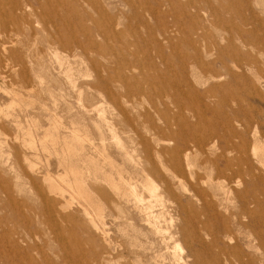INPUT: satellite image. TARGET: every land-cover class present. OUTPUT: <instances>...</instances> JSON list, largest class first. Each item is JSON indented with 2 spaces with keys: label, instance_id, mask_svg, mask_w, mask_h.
Wrapping results in <instances>:
<instances>
[{
  "label": "rangeland",
  "instance_id": "1",
  "mask_svg": "<svg viewBox=\"0 0 264 264\" xmlns=\"http://www.w3.org/2000/svg\"><path fill=\"white\" fill-rule=\"evenodd\" d=\"M16 1L0 0V264H264V0ZM183 151L191 176L169 161Z\"/></svg>",
  "mask_w": 264,
  "mask_h": 264
},
{
  "label": "bare ground",
  "instance_id": "2",
  "mask_svg": "<svg viewBox=\"0 0 264 264\" xmlns=\"http://www.w3.org/2000/svg\"><path fill=\"white\" fill-rule=\"evenodd\" d=\"M4 1H5V0H4ZM19 1H21V0H17L16 2H19ZM26 1H27V0H26ZM37 1H38V0H37ZM43 1H44V0H43ZM48 1H50V0H48ZM14 2H15V1H14ZM50 2H51V1H50ZM62 2H63V1H62ZM26 3H27V2H26ZM44 3H45V2H44ZM55 3H56V2H55ZM60 3H61V2H60ZM16 4H17V3H16ZM16 4H15V5H16ZM20 4H21V2H20ZM58 4H59V3H58ZM17 5H18V4H17ZM21 5H22V4H21ZM30 5H31V4H30ZM36 5H37V4H36ZM40 5H41V4H40ZM44 5H45V4H44ZM50 6H52V5H50ZM61 6H63V4H62ZM64 6H65V5H64ZM66 6H67V5H66ZM18 7H19V6H18ZM21 7H22V6H21ZM30 7H31V6H30ZM42 7H43V6H42ZM42 7H41V8H42ZM45 7H47V5H46ZM52 7H53V6H52ZM11 8L14 9V6H12ZM56 8H57V7H56ZM59 8H61V7H59ZM63 8H64V7H63ZM65 8H66V7H65ZM68 8H69V7H68ZM18 9H19V8H18ZM18 9H17V10H18ZM19 10H20V9H19ZM34 10L36 11V9H34ZM34 10H33V11H34ZM42 10H43V8H42ZM48 10H49V9H48ZM55 10H56V9H55ZM61 10H62V9H61ZM61 10H60V11H61ZM66 10H67V9H66ZM23 11H24V10H23ZM26 11H27V10H26ZM28 11H29V10H28ZM33 11L31 10L32 15H33V13H34ZM44 11H45V10H44ZM46 11H47V9H46ZM21 12H22V11H21ZM49 12H50V11H49ZM49 12H48V14H49ZM31 13H30V14H31ZM66 13H68V12H66ZM69 13H70V12H69ZM72 13H73V12H71V14H72ZM183 13H184V12H183ZM22 14H23V13H22ZM37 14H38V13H37ZM46 14H47V12H46ZM57 14H59V12H58ZM71 14H70V15H71ZM17 15H18V14H17ZM62 15H63V12H62ZM65 15H66V14H65ZM65 15H64V18H66ZM67 15H68V14H67ZM72 15H73V14H72ZM37 16H38V15H37ZM47 16H48V15H47ZM59 16H61V15H59ZM19 17H21V15H20ZM30 17H32V16H30ZM53 17H54V16H53ZM62 17H63V16H62ZM67 17H68V16H67ZM69 17H70V16H69ZM184 17H185V16H184ZM28 18H29V17H28ZM59 18H60V17H59ZM70 18H71V17H70ZM22 19H23V18H22ZM233 19H234V18H233ZM233 19H232V20H233ZM48 20H49V19H48ZM48 20H47V21H48ZM56 20H58L57 17H56ZM56 20H55V21H56ZM232 20H231V21H232ZM47 21H46V23H47ZM55 21H54V22H55ZM70 21H71V20H70ZM70 21L67 20V22H70ZM225 21H226V20H225ZM225 21H224V22H225ZM59 22H60V21H59ZM63 22H64V21H63ZM227 22H229V19H228ZM20 24H21V23H20ZM50 24H51V22H50ZM59 24H60V23H59ZM6 25H7V24H6ZM50 26H51V25H50ZM50 26H49V27H50ZM52 26H53V25H52ZM52 26H51V27H52ZM57 26H58V25H57ZM60 26H61V25H60ZM62 26H63V23H62ZM64 26H66V25L64 24ZM36 27H37V25H36ZM40 27H42V26H40ZM67 27H68V26H67ZM67 27H66V28H67ZM37 28H38V27H37ZM42 28H43V27H42ZM237 28H238V27H237ZM11 29H12V28H11ZM63 29H64V28H62L61 30H63ZM242 29H243V28H242ZM2 30H3V29H2ZM23 30H24V29H23ZM61 30H60V31H61ZM238 30H239V28H238L236 31H238ZM36 31H37V30H36ZM66 31H67V30H66ZM25 32H26V31H25ZM28 32H29V31H28ZM54 32H55V31H54ZM63 32H64V31H63ZM241 32H242V31H241ZM59 33H60V32H59ZM26 34H27V33H26ZM32 34H33V33H32ZM63 34H64V33H63ZM70 34H71V32H70ZM246 34H247V33H246ZM56 35H57V34H56ZM56 35H55V36H56ZM58 35H59V34H58ZM68 35H69V33H68ZM6 36H7V35H6ZM8 36H9V35H8ZM18 36L20 37L21 35H18ZM49 36H50V34H49ZM66 36H67V34H66ZM247 36H248V35H247ZM9 37H10V36H9ZM50 37H51V36H50ZM50 37H49V38H50ZM242 37H243V36H242ZM13 38H14V37H13ZM23 38H24V37H23ZM27 38H28V37H27ZM247 38H248V37H247ZM50 39H51V38H50ZM166 39H167V38H166ZM54 40H55V39H54ZM64 40H65V38H64ZM69 40H70V39H69ZM74 40H75V39H74ZM241 40H242V39H241ZM13 41H14V40H13ZM15 41H16V40H15ZM75 41H76V40H75ZM244 41H245V40H244ZM19 42H20V41H19ZM247 42H248V41H247ZM50 43H51V42H50ZM53 43H54V42H53ZM53 43H52V44H53ZM57 43H58V42H57ZM57 43H56V44H57ZM62 43H63V42H62ZM65 43H66V41H65ZM65 43H64V44H65ZM73 43H74V41L72 42V44H73ZM187 43H188V42H187ZM193 43H194V42H193ZM230 43H231V42H230ZM251 43H253V42H251ZM21 44H22V43H21ZM59 44H60V42H59ZM59 44H58V45H59ZM64 44H62V45H64ZM68 44H69V43H68ZM72 44H71V45H72ZM245 44H246V43H245ZM13 45H14V42H13ZM47 45H48V44H47ZM53 45H54V44H53ZM189 45H191V43H190ZM240 45H241V44H240ZM7 46H8V45H7ZM11 46H12V45H11ZM11 46H10V47H11ZM48 46H50V45H48ZM56 46H57V45H56ZM64 46H65V45H64ZM66 46H67V45H66ZM69 46H70V45H69ZM226 46H227V45H225V48H226ZM229 46H230V45H229ZM229 46H228V47H229ZM194 47H195V46H193V48H194ZM238 47H239V46H238ZM11 48H12V47H11ZM15 48H16V47H15ZM19 48H20V47H19ZM54 48H55V47H54ZM21 49H22V48H21ZM21 49H18V51H9V50H7V52H9L10 58L14 61L15 64H14V63H13V64H14L15 66H16V65H19V66H20V64L23 63V59H24V57H23V53H24V52H23ZM226 49H228V48H226ZM226 49H225V50H226ZM235 49H236V48H235ZM235 49H234V50H235ZM0 50H1L2 52H6L5 47H4V48H1ZM15 50H16V49H15ZM214 50H215V49H214ZM236 50H238V49H236ZM236 50H235V51H236ZM239 50H240V49H239ZM195 51H196V50H195ZM204 51H205V50H204ZM215 51H216V50H215ZM229 51H230V50H229ZM229 51H228V52H229ZM232 52H233V51H232ZM232 52H231V54H232ZM241 52H242V51H239V54H240ZM195 53H196V52H195ZM224 53H225V51H224ZM234 53H235V52H234ZM222 54H223V53H222ZM236 54L238 55V53H236ZM236 54H235V55H236ZM244 54H245V53H244ZM247 54H248V53H247ZM261 54H262V53H261ZM3 55H4V53H3ZM198 55H199V54H198ZM224 55H225V54H224ZM240 55H241V54H240ZM242 55H243V53H242ZM242 55H241V56H242ZM245 55H246V54H245ZM248 55H249V54H248ZM228 56H230V55H228ZM231 56H232V55H231ZM233 56H234V55H233ZM249 56H250V55H249ZM0 57H1V56H0ZM2 57H3V56H2ZM8 57H9V56H8ZM247 57H248V56H247ZM224 58H225V57H224ZM227 58H228V57H227ZM237 59H238V58H237ZM239 59H240V58H239ZM243 59H244V58H243ZM243 59L240 60V62L244 61ZM248 59H249V58H248ZM248 59H247V61H249ZM262 59H263V58H262ZM165 60H166V59H165ZM198 60H199V59H198ZM198 60H197V61H198ZM252 60H253V59H252ZM260 60H261V59H260ZM238 61H239V60H238ZM213 62H215V61H212V63H213ZM262 62H263V61H262ZM64 63H65V62H64ZM64 63H62V64H64ZM247 63H248V62H247ZM247 63H246V64H247ZM251 63L254 64V62H251ZM196 64H197V63H196ZM255 64H256V63H255ZM258 64H259V63H258ZM198 65H199V64H198ZM205 65H206V64H205ZM239 65H240V64H239ZM239 65H238V66H239ZM241 65H242V64H241ZM244 65H245V64H244ZM200 66H201V65H200ZM263 66H264V65H263ZM244 67H245V66H244ZM249 67H250V66H249ZM249 67H247V68H249ZM19 68H20V67H19ZM221 68H222V67H221ZM226 68H227V67H226ZM242 68H243V67H242ZM257 68H258V67H257ZM104 69H105V68H104ZM255 69H256V68H255ZM255 69H254V70H255ZM102 70H103V69H102ZM206 70H207V69H206ZM206 70H205V71H206ZM228 70H229V69H228ZM228 70H227V71H228ZM238 70H239V69H238ZM251 70H252V69H251ZM207 71H208V70H207ZM232 71H233V70H232ZM263 71H264V69H263ZM182 72H183V71H182ZM241 72H242V71H241ZM257 72H259V71H257ZM257 72H256V73H257ZM259 73H260V72H259ZM235 75H236V73H235ZM239 75H240V74H239ZM260 75H262V74H260ZM260 75H259V76H260ZM240 76H241V75H240ZM247 76H248V75H247ZM259 76H258V77H259ZM184 78H185V77H184ZM245 78H246V76H245ZM185 79H186V78H185ZM204 80H205V79H204ZM219 80H220V79H219ZM245 80H246V79H245ZM248 81H249V80H248ZM251 81H253V80H251ZM22 82H23V81H22ZM240 82H241V81H240ZM179 84H180V83H179ZM184 84H187V83H184ZM241 84H242V83H241ZM243 84H244V83H243ZM255 84H256V83H255ZM258 84H259V83H258ZM141 85H142V84H141ZM244 85H246V84H244ZM214 86H215V85H214ZM234 86L236 87V85H234ZM251 86H252V85H251ZM263 86H264V85H263ZM218 87H219V86H218ZM218 87H217V88H218ZM228 87H230V86H228ZM242 87H243V86H242ZM245 88H246V87H245ZM245 88H244V89H245ZM249 88H250V87H249ZM254 88H255V87H254ZM173 89H174V88H173ZM251 89H252V87L250 88V90H251ZM260 89H262V88H260ZM179 90H180V89H179ZM194 90H195V89H194ZM194 90H193V91H194ZM242 90H243V89H242ZM255 90H256V89H255ZM191 91H192V90H191ZM203 91H206V90H203ZM243 91H244V90H243ZM186 92H187V90H186ZM208 92H209V91H208ZM240 92H241V91H240ZM180 93H181V92H180ZM182 93H183V92H182ZM213 93H214V92H213ZM219 93H220V92H219ZM222 93H223V92H222ZM190 94H191V93H190ZM201 94H202V93H201ZM211 94H212V92H211ZM223 94H224V93H223ZM192 95H193V94H192ZM219 95H220V94H219ZM219 95H218V96H219ZM224 95H225V94H224ZM181 96H182V95H181ZM186 96H187V95H186ZM196 96H197V95H196ZM242 96H243V95H242ZM190 97H191V96H190ZM199 97H200V96H199ZM215 97H216V96H214V98H215ZM247 97H248V95H247ZM179 98H180V97H179ZM210 98H211V97H210ZM240 98H241V97H240ZM248 98H249V97H248ZM220 99H221V98H220ZM235 99H236V98H235ZM235 99H234V100H235ZM237 99H238V98H237ZM195 100H197V99H195ZM214 100H215V99H214ZM222 100H223V99H222ZM238 100H240V99H238ZM182 101H183V100H182ZM188 101H189V100H188ZM191 101H192V100H191ZM198 101H199V100H198ZM198 101H197V102H198ZM206 101H207V100H206ZM231 101H232V100H231ZM259 101H260V100H259ZM195 102H196V101H195ZM195 102H194V104H195ZM175 103H176V102H175ZM199 103H200V102H199ZM201 103H202V101H201ZM246 103H248V102H246ZM246 103H245V104H246ZM237 104H238V103H237ZM243 104H244V103H243ZM245 104H244V105H245ZM219 105H220V104H219ZM246 105H247V104H246ZM193 106H194V105H193ZM197 106H198V105H197ZM197 106H196V109L198 108ZM228 106H229V105H228ZM200 107H202V106H200ZM200 107H199V108H200ZM249 107H250V105H249ZM250 108H251V107H250ZM202 109H203V108H202ZM226 109H227V108H226ZM255 109L257 110V108H255ZM255 109H254V110H255ZM200 110H201V109H200ZM256 110H255V111H256ZM198 111H199V110H198ZM203 111H205V110H203ZM208 111H209V110H208ZM257 111H258V110H257ZM202 113H203V112H202ZM204 113H205V112H204ZM257 113H258V112H257ZM259 114H260V113H259ZM229 115H230V113H229ZM233 120H234V119H233ZM235 120H236V119H235ZM253 120H254V119H253ZM254 122H255V121H254ZM176 123H177V121H176ZM239 123H240V122H239ZM239 123H238V124H239ZM257 123H258V122H257ZM182 124H183V123H182ZM182 124H180V125H182ZM178 126H179V125H178ZM184 126H185V125H184ZM184 126H183V127H184ZM180 129H181V128H180ZM252 131H254V129H253ZM179 132H180V131H179ZM179 132H177V133H179ZM182 132H183V131H182ZM182 132H181V133H182ZM245 132H246V131H245ZM177 133H176V134H177ZM254 133H255V132H254ZM173 134H174V133H173ZM229 134H231V133H229ZM252 134H253V133H252ZM252 134H251V135H252ZM171 135H172V134H171ZM174 135H175V134H174ZM209 135H210V134H209ZM245 135H246V134H245ZM251 135H250V136H251ZM253 135H256V134H253ZM204 136H205V135H204ZM250 136H248V137H250ZM168 137H169V135H168ZM172 137H174V136H172ZM210 137H211V136H210ZM210 137H209V138H210ZM246 137H247V135H246ZM257 137H258V136H257ZM242 138H243V137H242ZM201 139H203V138H201ZM205 139H206V138H205ZM207 139H208V138H207ZM254 139H255V138H254ZM83 140H84V139H83ZM231 140H232V139H231ZM197 141H198V140H197ZM256 141H257V140H256ZM228 142H229V141H228ZM257 142H258V141H257ZM52 143H53V142H52ZM198 143H199V142H198ZM255 143H256V142H255ZM205 144H206V142H205ZM224 144H225V143H224ZM224 144H223V145H224ZM237 144H238V143H237ZM258 144H259V143H258ZM260 144H261V143H260ZM263 144H264V143H263V141H262V144H261V145L263 146ZM52 145L56 146L57 143H56V144L54 143V144H52ZM213 145H214V144H213ZM244 145H245V144H244ZM249 145H250V144H249ZM249 145H248V146H249ZM251 145H252V144H251ZM57 146H58V145H57ZM207 146H208V145H207ZM219 146H220V145H219ZM224 146H227V145H224ZM246 146H247V145H246ZM214 147H215V146H214ZM214 147H213V149H214ZM210 148H211V147H210ZM242 148H243V147H242ZM249 148H250V147H249ZM249 148H248V149H249ZM207 149H208V148H207ZM217 149H218V148H217ZM223 149L225 150V148H223ZM250 149H251V148H250ZM262 149H263V148H262ZM61 150H62V149H61ZM204 150H205V149H204ZM208 150H209V149H208ZM53 151H54V150H53ZM53 151H52V152H53ZM228 151H229V150H228ZM240 151H242V150H240ZM246 151H247V149H246ZM248 151H249V150H248ZM261 151H262V150H261ZM163 152H164V151H163ZM165 152H166V151H165ZM183 152H184V151H183ZM202 152H203V150H202ZM204 152L206 153V151H204ZM204 152H203V153H204ZM218 152H219V151H218ZM231 152H233V151H231ZM166 153H167V152H166ZM225 153H226V151H225ZM248 153H249V152H248ZM248 153H246V155H247ZM250 153H251V150H250ZM199 154H200V153H199ZM217 154H219V153H217ZM217 154H216V155H217ZM221 154H222V153H221ZM233 154H234V153H233ZM251 154H252V153H251ZM256 154H257V153H256ZM262 154H263V153H262ZM203 155H204V154H203ZM223 155H226V154L223 153ZM223 155H222V156H223ZM157 156H158V158L160 157V156L158 155V153H157ZM177 156H178V157H177ZM177 156H173V155H171V157H170V159H169V161H170V163H171V165H172V169H173V171H174L178 176H182V175L184 174V172L182 171V168H181L182 165H183V166L185 167L186 171H189V173H190V166H189V165H190V164H189L190 154L188 155V154L185 153V152H184V153L181 152L180 156H179V155H177ZM231 156H233V155H231ZM252 156H254V154H253ZM260 156H261V155H260ZM206 157H209V156L207 155ZM214 157H215V156H214ZM224 157H225V156H224ZM235 157H237V156H234V158H235ZM238 157H239V156H238ZM209 158H210V157H209ZM217 158H219V157H217ZM225 158H226V157H225ZM241 158H242V157H241ZM249 158H250V157H249ZM252 158H253V157H252ZM255 158H256V157H255ZM258 158H259V154H258ZM205 159H206V158H205ZM223 159H224V158H223ZM237 159H238V158H237ZM259 159H260V158H259ZM210 160H211V159H210ZM233 160H234V159H233ZM206 161H207V160H206ZM219 161H220V160H219ZM256 161H257V160H256ZM216 162H217V161H216ZM227 162H229V158H228V161H227ZM259 162H260V161H259ZM259 162H258V163H259ZM261 162H262V161H261ZM212 163H213V162H212ZM218 163H219V162H218ZM222 163H223V162H222ZM262 163H263V162H262ZM223 164H224V163H223ZM223 164H222V165H223ZM225 164H226V162H225ZM220 165H221V163H220ZM252 165H253V164H252ZM234 166H235V165H234ZM234 166H233V167H234ZM236 166H237V165H236ZM242 166H243V165H242ZM231 167H232V166H231ZM237 167H238V166H237ZM259 167H262V166H259ZM263 168H264V167H263ZM228 169H229V168H228ZM228 169H227V170H228ZM244 171H245V170H244ZM249 171H251V170H249ZM227 172H228V171H227ZM247 172H248V171H247ZM32 173H33V172H32ZM116 173H117V172H116ZM231 173H232V172H231ZM120 174H121V173H120ZM214 174H215V173H214ZM117 175H118V173H117ZM191 175H192V172L190 173L189 176H191ZM217 175H218V174H217ZM217 175H216V176H217ZM224 175H225V174H224ZM258 175H259V173H258ZM118 176H119V175H118ZM118 176H116V177H118ZM216 176H215V177H216ZM1 177H2V176H1ZM111 177H112V176H111ZM116 177H115V178H116ZM119 177H120V176H119ZM259 177H260V176H259ZM30 178H31V177H30ZM108 178H109V177H108ZM129 178H130V177H129ZM131 178H132V177H131ZM223 178H224V177H223ZM234 178H235V177H234ZM238 178H239V177H238ZM48 179H49V178H48ZM111 179H112V178H111ZM111 179H110V180H111ZM133 179H134V178H133ZM225 179H227V178H225ZM239 179H240V178H239ZM259 179H260V178H259ZM128 180H129V179H128ZM128 180H127V183H130ZM221 180H222V179H221ZM233 180H234V179H233ZM263 180H264V179H263ZM1 181H2V180H1ZM117 181L123 182L121 178H119ZM212 181H214V180H212ZM257 181H258V180H257ZM120 182H117V184L120 183ZM134 182H135V181H134ZM3 183H4V182H3ZM127 183H126V184H127ZM212 183H213V182H212ZM216 183H217V182H216ZM29 184H30V183H29ZM207 184H210V183L208 182ZM228 184H229V183H228ZM235 184H237V183H235ZM258 184H259V183H258ZM71 185H72V184H71ZM71 185H70V186H71ZM108 185H109V183H108ZM211 185H212V184H211ZM109 186H112V189L117 190V191H119V189L121 188V186H119V189H118L116 186H113V185H109ZM217 186H218V184H217ZM219 186H220V185H219ZM253 186H254V184H253ZM256 186H257V185H256ZM256 186H255V187H256ZM123 188H124V191H125V192L127 191L126 193L130 192V194H132V198H133V199H136V198H137V197H136L137 194L135 193L134 188H129L128 186H125V185H123ZM123 188H122V189H123ZM196 189L199 190L198 188H196ZM262 189H263V188H262ZM73 190H74V189H73ZM68 191H69V190H68ZM164 191H165V190H164ZM199 191H200V190H199ZM70 192L72 193L71 190H70ZM192 192H193V189H192ZM194 192H195V191H194ZM194 192H193V193H194ZM200 192H201V191H200ZM228 192H229V191H228ZM6 193H7V192H6ZM73 193H74V192H73ZM75 193H78V194H79V193H81V192L78 191V190H76ZM195 193H196V192H195ZM121 194H123V193H120V195H121ZM201 194H202V192H201ZM80 195H81V194H80ZM168 195H169V194H168ZM194 195L196 196V194H193V197H194ZM197 195H198V194H197ZM199 195H200V194H199ZM118 196H119V195H118ZM124 196H125V195H124ZM76 197H77V196H76ZM153 197H154V199H156V196H153ZM200 197H201V195H200ZM140 198H141V196H140ZM191 198H192V196H191ZM141 199H142V198H141ZM141 199H140V200L137 199V200H136V203H140V204H141ZM70 200H72V199H70ZM195 200H198V199H195ZM8 201H9V199H8ZM72 201H73V200H72ZM142 201H144V200H142ZM200 201H201V200H200ZM256 201H257V200H256ZM133 202H135V201L133 200ZM195 202H196V201H195ZM238 203H239V202H238ZM238 203H237V204H238ZM69 204H70V203H69ZM204 204H205V203H204ZM70 205H71V204H70ZM191 205H192V204H191ZM208 205H209V204H208ZM224 205H225V204H224ZM238 205H239V204H238ZM209 206H210V205H209ZM65 208H66V207H65ZM69 208H70V207H69ZM136 208H137V209L139 208L138 211H139L140 213H142L143 218H144V220H145V221H144L145 224H148L149 226H151L152 221H154L153 219H155V218H154V216H155L154 213L152 214V211L150 210V209H151V203H150V202L142 203L140 207L137 206ZM206 208H207V207H206ZM225 208H226V207H225ZM198 209H199V208H198ZM213 209H214V208H213ZM52 210H53V211L56 210V211L59 213V216H61L62 218H67V216L64 215V210H65V209H64V207L61 205V203H59V204H55ZM181 211H183V210H181ZM184 211H185V210H184ZM184 211H183V212H184ZM238 211H239V210H238ZM159 212H160V211H159ZM162 212H163V211H162ZM179 212H180V211H179ZM239 212H240V211H239ZM155 214H156V213H155ZM160 214H161V212H160ZM244 214H245V213H244ZM87 215H88V214H87ZM163 217H164V216H163ZM262 217H263V216H262ZM2 218H3V217H2ZM86 218H87V217H86ZM181 218H182V217H181ZM183 218H184V217H183ZM213 219H214V218H213ZM183 220H184V219H183ZM186 220H187V219H186ZM214 220H215V219H214ZM241 220H243V219H241ZM1 221H2V220H1ZM181 221H182V219H181ZM182 222H184V221H182ZM185 222H187V221H185ZM243 222H244V221H243ZM101 223H102V222H101ZM154 223H155V222H154ZM3 224H4V223H3ZM182 224H183V223H182ZM185 224H186V223H185ZM194 224H195V223H194ZM190 225H191V224H190ZM152 226H153V225H152ZM243 226H244V225H243ZM100 227H102V226H100ZM192 227H193V226H192ZM192 227H191V228H192ZM196 227H197V226H196ZM199 227H200V226H199ZM95 228H96V227H95ZM160 228H161V227H160ZM187 228H188V227H187ZM239 228L241 229V227H239ZM243 228H244V227H243ZM158 229H159V227H158ZM158 229H156V230L158 231ZM192 229H194V227H193ZM232 229H233V228H232ZM240 229H239V230H240ZM168 230H169V229H168ZM170 230H171V229H170ZM190 230H191V229H190ZM9 231H10V230H9ZM159 231L161 232V230H159ZM164 231H165V229H164ZM172 231H173V230H172ZM172 231H171V232H172ZM175 231H176V230H175ZM184 231L186 232L185 229H184ZM196 231H197V229H196ZM165 232H170V231H167V230H166ZM165 232H164V233H165ZM189 232H190V231H189ZM189 232H188V233H189ZM199 232H200V231H199ZM202 232H203V231H202ZM9 233H10V232H9ZM155 233H156V232H155ZM175 233H176V232H175ZM175 233H174V234H175ZM197 233H198V231H197ZM238 233H239V232H238ZM238 233H237V234H238ZM165 234H166V233H165ZM171 234H173V233H171ZM171 234H170V235H171ZM178 234H179V233H178ZM191 234H192V232H191ZM176 235H177V234H176ZM194 235H195V234H194ZM8 236H9V235H8ZM8 236H7V237H8ZM103 236H104V234H103ZM197 236H198V235H197ZM224 236H225V235H224ZM224 236H223V237H224ZM7 237H6V238H7ZM9 237H10V236H9ZM9 237H8V238H9ZM104 237H105V236H104ZM104 237H103V238H104ZM162 237H163V236H162ZM168 237H169V236H168ZM200 237H202V236H200ZM221 237H222V236H221ZM240 237H241V236H240ZM245 237H246V236H245ZM157 238H158V237H157ZM170 238H171V237H170ZM193 238H194V237H193ZM193 238H192V239H193ZM218 238H219V237H218ZM248 238H249V237H248ZM17 239H18V238H17ZM21 239H22V238H21ZM104 239H105V238H104ZM162 239H164V241H165V237H163ZM171 239H172V238H171ZM199 239H201V238H199ZM244 239H245V238H244ZM244 239H243V240H244ZM249 239H250V238H249ZM167 240H168V239H167ZM202 240H204V239H202ZM221 240H222V238H221ZM221 240H219L220 243H221ZM243 240H242V241H243ZM14 241H16V240H14ZM159 241H161V239H159ZM195 241H196V239H195ZM197 241H198V240H197ZM249 241H250V240H248V242H249ZM1 242H2V241L0 240V244H1ZM201 242H202V241H201ZM227 242H228V241H227ZM162 243H163V242H161L160 244H162ZM167 243H168V241H167ZM207 243H208V242H207ZM254 243H255V242H253V244H254ZM3 244H4V243H3ZM203 244H204V243H203ZM227 244H228V243H227ZM251 244H252V243H251ZM164 245H166V244H164ZM164 245H163V246H164ZM205 245H206V244H205ZM222 245H223V244H222ZM222 245H221V246H222ZM16 246H17V244H16ZM160 246H161V245H160ZM252 246H253V245H252ZM4 247H5V246H4ZM28 248H29V247H28ZM197 248H198V247H197ZM248 248H249V247H248ZM3 249H4V248H3ZM7 249H8V248H7ZM203 249H204V247H203ZM206 249H207V248H206ZM251 249H252V248H251ZM251 249H250V250H251ZM4 250H5V249H4ZM27 250H28V249H27ZM166 250H168V249H166ZM1 251H2V248H1ZM1 251H0V252H1ZM18 251H19V250H18ZM251 251H252V250H251ZM2 252H3V251H2ZM4 252H5V251H4ZM8 252H9V251H8ZM10 252H11V254H12V251H10ZM23 252H24V251H23ZM166 252H167V251H165V253H166ZM198 252H199V251H198ZM217 252H218V251H217ZM257 252H258V251H257ZM14 253H15V252H14ZM163 253H164V252H163ZM259 253H260V252H259ZM4 254H5V253H4ZM161 254H162V253H161ZM166 254H168V253H166ZM257 254H258V253H257ZM0 255H1V254H0ZM9 255H10V254H9ZM22 255L24 256V254H22ZM162 255H163V254H162ZM206 255H207V254H206ZM19 256H20V254H19ZM19 256H18V257H19ZM183 256H184V255H183ZM12 257H13V256H12ZM174 257H175V256H174ZM179 257H180V256H179ZM186 257H187V256H186ZM188 257H189V256H188ZM197 257H198V256H197ZM207 257L209 258L210 256H207ZM238 257H239V256H238ZM8 258H9V257H8ZM10 258H11V257H10ZM20 258H21V257H20ZM20 258H19V260H20ZM176 258H177V257H176ZM176 258H175V259H176ZM184 258H185V257H184ZM191 258H192V257H191ZM162 259H163V258H162ZM173 259H174V258H173ZM177 259H178V258H177ZM3 260H4V259H3ZM3 260H2V261H3ZM5 260H6V259H5ZM17 260H18V259H17ZM164 260H165V259H164ZM168 260H169V259H168ZM168 260H167V261H168ZM178 260H180V258H179ZM0 261H1V260H0ZM180 261H181V260H180ZM186 261H187V260H186ZM197 261H198V260H197ZM199 261H200V260H199ZM4 262H5V261H4ZM9 262H10V261H9ZM20 262H21V261H20ZM43 262H44L43 264H52V263H53V262H52V263L49 262L47 259H44ZM150 262H151V261H150ZM173 262H174V261H173ZM175 262H177V261H175ZM215 262H216V261H215ZM220 262H221V261H220ZM0 263H1V262H0ZM26 263H27V262H26ZM151 263H153V262H151ZM158 263H160V262H158ZM164 263H165V262H164ZM197 263H198V262H197ZM225 263H226V262H225ZM55 264H56V263H55ZM166 264H167V263H166ZM178 264H179V263H178ZM182 264H183V263H182ZM193 264H194V263H193ZM200 264H201V263H200ZM202 264H203V263H202ZM209 264H210V263H209ZM216 264H217V263H216Z\"/></svg>",
  "mask_w": 264,
  "mask_h": 264
}]
</instances>
